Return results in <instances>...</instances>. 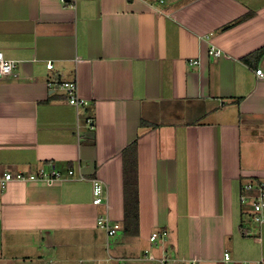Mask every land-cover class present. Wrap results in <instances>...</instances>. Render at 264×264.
<instances>
[{
	"label": "crops",
	"instance_id": "0c3cea01",
	"mask_svg": "<svg viewBox=\"0 0 264 264\" xmlns=\"http://www.w3.org/2000/svg\"><path fill=\"white\" fill-rule=\"evenodd\" d=\"M262 48L264 0H0V52L17 64L0 78V264H226V251L264 264V224L241 201L264 183V55L243 61ZM73 80L88 106L47 86ZM136 139L131 237L122 153ZM54 169L61 179L3 184Z\"/></svg>",
	"mask_w": 264,
	"mask_h": 264
},
{
	"label": "built area",
	"instance_id": "2783aa9c",
	"mask_svg": "<svg viewBox=\"0 0 264 264\" xmlns=\"http://www.w3.org/2000/svg\"><path fill=\"white\" fill-rule=\"evenodd\" d=\"M211 34L207 35L206 38L210 39ZM209 54L214 57H220L223 55L222 50L216 48L212 45L209 49ZM192 64H198L197 60H192ZM17 68V64L13 60H8L5 58L4 54L0 52V78L5 76L12 75ZM47 69H53V64L49 62L47 64ZM257 75L264 77L262 70L258 69L256 71ZM47 86L50 90H57L65 94L68 102L75 107H86L89 105V101L83 99L79 96V86L77 80L73 81H49ZM92 122V120H89ZM74 171L70 170L69 174L74 175ZM61 173L57 170H52L51 172L41 170L38 174H31L26 176L22 173L13 175L11 173H6L4 177L3 184L12 180L19 181H52L55 179H61ZM93 203L96 206H104L106 209L109 208V199L104 187V184L101 179L93 178ZM241 201L247 205L252 212V220L258 224H264V183H253L248 182L242 186L241 189ZM98 225L100 228L104 229L107 233V236H115L121 229V224L113 222L110 217L107 215H101L98 218ZM167 232L166 231H155L151 234L150 240L152 243H156L158 240H166ZM224 260L226 264H233V258L230 252L224 253ZM161 264H176V261L171 259L169 256H164L161 258ZM120 264H124L120 262ZM189 264H199L198 262L190 261ZM244 264H249L245 262ZM257 264H262L261 262Z\"/></svg>",
	"mask_w": 264,
	"mask_h": 264
},
{
	"label": "trees",
	"instance_id": "16d2710c",
	"mask_svg": "<svg viewBox=\"0 0 264 264\" xmlns=\"http://www.w3.org/2000/svg\"><path fill=\"white\" fill-rule=\"evenodd\" d=\"M240 18L222 28V30L243 21ZM264 55V48L259 49L247 57L243 58L244 62H249L251 58L259 59ZM240 100V99H239ZM238 100V101H239ZM146 125V122H142ZM150 127H153L150 125ZM138 142L134 140L127 146L122 153L123 157V188H124V219H123V233L126 236L139 235V184H138Z\"/></svg>",
	"mask_w": 264,
	"mask_h": 264
},
{
	"label": "water",
	"instance_id": "95a60500",
	"mask_svg": "<svg viewBox=\"0 0 264 264\" xmlns=\"http://www.w3.org/2000/svg\"><path fill=\"white\" fill-rule=\"evenodd\" d=\"M67 1H70V0H67Z\"/></svg>",
	"mask_w": 264,
	"mask_h": 264
}]
</instances>
